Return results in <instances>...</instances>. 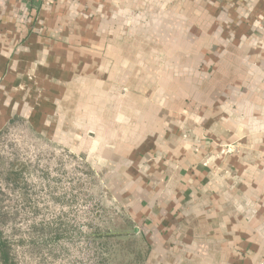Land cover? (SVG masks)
I'll list each match as a JSON object with an SVG mask.
<instances>
[{"label": "crops", "instance_id": "crops-1", "mask_svg": "<svg viewBox=\"0 0 264 264\" xmlns=\"http://www.w3.org/2000/svg\"><path fill=\"white\" fill-rule=\"evenodd\" d=\"M22 118L86 147L142 264H264V0H0Z\"/></svg>", "mask_w": 264, "mask_h": 264}, {"label": "rangeland", "instance_id": "rangeland-1", "mask_svg": "<svg viewBox=\"0 0 264 264\" xmlns=\"http://www.w3.org/2000/svg\"><path fill=\"white\" fill-rule=\"evenodd\" d=\"M86 150L23 118L0 132V264H142L145 241Z\"/></svg>", "mask_w": 264, "mask_h": 264}, {"label": "trees", "instance_id": "trees-1", "mask_svg": "<svg viewBox=\"0 0 264 264\" xmlns=\"http://www.w3.org/2000/svg\"><path fill=\"white\" fill-rule=\"evenodd\" d=\"M1 248L4 249V245H1ZM3 261H4V264H9L8 255L6 254V252L5 253L3 252Z\"/></svg>", "mask_w": 264, "mask_h": 264}, {"label": "built area", "instance_id": "built-area-1", "mask_svg": "<svg viewBox=\"0 0 264 264\" xmlns=\"http://www.w3.org/2000/svg\"><path fill=\"white\" fill-rule=\"evenodd\" d=\"M25 1H27V2H31V1H33V0H25Z\"/></svg>", "mask_w": 264, "mask_h": 264}]
</instances>
